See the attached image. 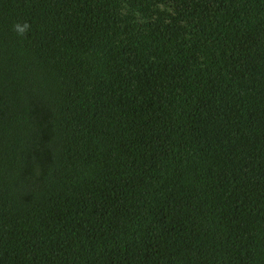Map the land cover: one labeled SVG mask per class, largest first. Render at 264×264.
Returning <instances> with one entry per match:
<instances>
[{"label": "trees", "instance_id": "obj_1", "mask_svg": "<svg viewBox=\"0 0 264 264\" xmlns=\"http://www.w3.org/2000/svg\"><path fill=\"white\" fill-rule=\"evenodd\" d=\"M0 264H264V0H0Z\"/></svg>", "mask_w": 264, "mask_h": 264}, {"label": "clouds", "instance_id": "obj_2", "mask_svg": "<svg viewBox=\"0 0 264 264\" xmlns=\"http://www.w3.org/2000/svg\"><path fill=\"white\" fill-rule=\"evenodd\" d=\"M30 26L27 24V23H24V24H16L14 26V30L20 34V35H23L29 28Z\"/></svg>", "mask_w": 264, "mask_h": 264}]
</instances>
